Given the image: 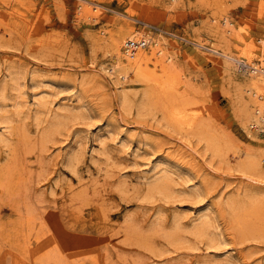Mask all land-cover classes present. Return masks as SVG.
<instances>
[{
  "label": "rangeland",
  "instance_id": "rangeland-1",
  "mask_svg": "<svg viewBox=\"0 0 264 264\" xmlns=\"http://www.w3.org/2000/svg\"><path fill=\"white\" fill-rule=\"evenodd\" d=\"M81 1L0 0V110L13 119L0 118V166L20 164L28 177L30 234L44 224L40 232L53 237L45 250L64 254L66 264H264V130L242 124L219 34L228 16L259 44L264 0H94L96 17L79 12ZM17 10L28 25L11 20ZM124 26L161 39L205 127L171 125L145 81L104 71L115 60L106 38ZM165 172L171 193L148 194ZM255 194L256 215L237 217L228 200ZM3 197L0 188V264L46 261L47 251L37 260L17 253L20 240L3 230L23 223L26 233L27 212L17 218ZM200 220L207 235L191 231ZM149 224L164 227L148 233L150 244L124 230ZM176 224L171 241L164 231Z\"/></svg>",
  "mask_w": 264,
  "mask_h": 264
},
{
  "label": "bare ground",
  "instance_id": "bare-ground-1",
  "mask_svg": "<svg viewBox=\"0 0 264 264\" xmlns=\"http://www.w3.org/2000/svg\"><path fill=\"white\" fill-rule=\"evenodd\" d=\"M176 1L177 0H175L174 2ZM98 10H99V6L94 0H90V1L82 0L79 3V12L83 15L87 14L88 16L91 15L93 17H96L99 14ZM9 16L14 23L20 21H26L27 23L25 22V24L28 25L29 22H31L29 19H27L28 17L26 18L23 12L18 10L12 11L11 13H9ZM127 17L132 18V16L130 15H127ZM223 25L225 26V28L223 27ZM125 26L119 28L115 33H110L108 35V39L106 38V40L109 42V46L111 50L110 53H113L115 60L114 62H112V65L109 68H106L105 66L104 71H109V72L111 71L112 76L116 74L118 75V77L122 79H126L128 75L131 72H133V75L135 77H138L139 79H142L143 81L146 82L148 86L147 97L151 99L153 96H155L157 100L161 102L160 105L164 113V118L168 123L170 122L171 125H178L185 128H193L194 126H196L198 122V115L196 112H194L192 108V104L194 103L184 98V94L186 93L184 89L182 91L179 89L181 82L177 74L176 65L173 61V57L170 54H167L166 46L162 44L160 38H155L154 40L147 41V39H144L139 35L141 31L137 33L136 31L137 29L132 30L131 26L128 27ZM219 31H220L219 34H220L221 42L224 45L223 47L224 51L221 53L226 57L224 69L228 73V77L231 76L229 78H233L234 80H237L234 86L236 88L234 89L235 90L234 96H235V102L237 104V111L238 114L241 116L242 124L244 127L251 126L254 128L257 127V123L259 124L262 123L260 126L263 128L262 130H264V29L262 36L258 38L259 44H256L254 39L250 38L249 35L244 34V32L241 29L235 27L233 20H231L228 16L224 17L222 26L219 27ZM128 39H133L135 41H144L146 47L137 45L136 48L134 49H126L125 43ZM148 49H150L151 52L148 53ZM255 56H259V59H253V57ZM160 68L162 71H160ZM3 91H4V87H1L0 89L1 96H3ZM175 95L178 96V99L183 97L184 101L182 100L177 101V97H175ZM120 102L122 107L128 108L129 106L130 108L131 100L128 98L126 93L121 94ZM38 104L42 105L43 102L38 101L37 105ZM144 105L147 106V103L144 102ZM0 116H1L0 118L5 121H8L10 123L13 122V119L11 117H7L5 115V117L7 118H4L3 110H0ZM205 120L206 119H204V121L200 120L202 122L201 123L198 122L197 125L201 127H205L206 126ZM62 125H63L62 118L56 120L52 125L49 126L48 132L46 131L44 133V138L47 139L51 134L57 131ZM12 127L14 126L12 125ZM1 136L2 139L6 138L3 135ZM11 162H7L5 163V165L0 166V188L4 196L3 198L6 199L4 200L8 201L12 209H14L17 212L18 214L17 218L25 215V212H27L26 213L27 218L24 219L25 222L27 221L26 222L27 229L25 231L26 233L24 232L22 233L21 230H23L22 228L23 223L22 224L20 223L21 225L18 223L19 226L11 225L12 226L11 228L7 227L8 229H4L3 230L4 233L9 235V232L11 231L10 238L12 239V241L20 240L19 241L20 244H18V242L16 243L12 242L13 247L16 249L17 253H21L20 255L25 254L28 256L29 254H31L33 256L32 259L34 258V260L35 259L37 260L39 254H42L44 251H47L46 253H49L52 256L49 257L46 261L39 260L40 264H66L68 259L67 260L65 259L64 254H57V253L52 254L51 251L49 252L47 250L50 245V242L47 243V241L51 240L53 237L49 239L51 232L48 233L50 234L49 237L48 235H44L43 231H41L43 232V234H41L40 229L41 230L43 229L42 225L44 224L38 226L41 228L36 229L37 231H35L32 235L30 234L31 231L34 230L33 225L36 220L35 219L31 220L32 216H29V213L31 212V209L33 207L32 204L29 202L30 200L27 199L28 196L27 195L25 196V192L27 191V187L29 186L26 184L28 177L26 178V174L23 169H19L20 164L16 165L14 162L12 163ZM250 177L252 179H257V177L253 175ZM170 190H171L170 179L168 174L165 172L164 174H161L160 177L151 181L148 184L147 193L150 194L151 196H154L155 193L156 194L166 193L165 195H167L170 192ZM260 201H262V199H260L258 195L255 194V195H250L248 199L237 200L236 198L234 199L231 198L228 200V205L231 206V209L234 208L233 212L237 214V217L242 216V218L245 217L252 218L251 216L256 215V212L259 209L258 206L260 204ZM20 219L17 220L20 221ZM24 220L22 221L24 222ZM207 222H208L207 220L206 221L200 220L198 223L194 225L191 231L194 230V232L200 235H207L208 234ZM7 223L8 222H6V224ZM7 225L9 226V224ZM149 225L144 230L143 228L145 226L143 228L139 227L142 228L143 230L142 232H137L136 229H134L135 227L133 228V226H127L124 230L126 229L128 230V232L126 231L125 232L128 233L129 237H131V234L135 235L136 239L132 241L140 243L141 245H144V243L150 244L148 239H151L152 237L148 233L152 232L154 234V232L155 233L159 232V229L160 232H163L164 227L163 226L158 227L157 224H151L150 226ZM0 227L3 226L1 225ZM179 229H180L179 226L176 224L174 225L173 228L169 230L165 229L164 235H166L171 241L172 240L176 241L177 239H179V235H178L179 233L177 234L178 231L180 232ZM44 231L46 232V230ZM20 234L22 235L19 236ZM148 235L151 238H149ZM43 236L44 238H42ZM40 238H42L41 241ZM64 238L67 239V237ZM79 239L80 237L78 238V240ZM137 239H139L140 242ZM34 242H37L36 245H33ZM74 245H76V243ZM52 246H55V244H53ZM45 248L47 249L45 250ZM41 249H43V251ZM95 260L97 261V259Z\"/></svg>",
  "mask_w": 264,
  "mask_h": 264
},
{
  "label": "built area",
  "instance_id": "built-area-1",
  "mask_svg": "<svg viewBox=\"0 0 264 264\" xmlns=\"http://www.w3.org/2000/svg\"><path fill=\"white\" fill-rule=\"evenodd\" d=\"M137 45L145 46L144 41H135L133 39H128L125 43L126 49H134Z\"/></svg>",
  "mask_w": 264,
  "mask_h": 264
}]
</instances>
